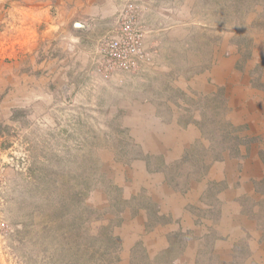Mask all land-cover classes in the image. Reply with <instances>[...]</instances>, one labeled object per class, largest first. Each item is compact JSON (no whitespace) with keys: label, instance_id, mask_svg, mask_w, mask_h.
<instances>
[{"label":"rangeland","instance_id":"obj_1","mask_svg":"<svg viewBox=\"0 0 264 264\" xmlns=\"http://www.w3.org/2000/svg\"><path fill=\"white\" fill-rule=\"evenodd\" d=\"M28 8L58 19L53 50L19 46L47 25L27 28ZM130 37L140 49L125 66L109 42ZM263 46L264 0H0V264H192L189 245L193 264H264L256 236L221 219V185L184 225L164 196L126 193L139 160L186 191L212 150L238 152L229 92ZM46 55L58 57L52 71ZM229 58L236 78L220 84L213 68ZM170 123L201 133L184 156L159 149Z\"/></svg>","mask_w":264,"mask_h":264},{"label":"crops","instance_id":"obj_2","mask_svg":"<svg viewBox=\"0 0 264 264\" xmlns=\"http://www.w3.org/2000/svg\"><path fill=\"white\" fill-rule=\"evenodd\" d=\"M25 24L34 26L37 23L41 25L47 24L45 29H42L36 36L25 31V34L20 36L18 40L20 47H25L26 51L33 52L35 49H40L43 45H47L44 50H53L54 45L59 43V21L54 17L53 13L47 12L46 8L39 10L26 9ZM76 22V21H75ZM74 24V23H73ZM81 31L80 29H78ZM37 37V38H36ZM79 41V37L74 38ZM264 49V46H263ZM255 52L254 63H248L243 72H239L238 83L235 94L229 92V113L228 116L238 126H243L244 143L238 146V152L232 153L224 151L222 156L219 151H211L213 158H210L201 165L196 173L199 174L195 180L189 183L186 191L178 189L167 176L163 169L149 170L148 162L139 160L135 163V167L139 170L135 174V180L138 181L137 188L126 189L128 196L137 193L143 188H148L149 191L155 192L157 197L164 196L166 199L165 205L166 215H171V218L181 225L184 221L193 220L195 224V214L192 212L191 205H199L206 203V192L209 184L221 185V189L215 192L217 201L221 207V219L232 223L229 225L236 227L239 232L252 233L256 238L255 243H260L256 252L264 254V225L260 219L264 217V60L263 50ZM47 56V55H46ZM49 60V61H47ZM41 63L45 65V70H53L58 66V57L47 56ZM47 63V64H44ZM227 65L219 64L213 68L214 76L220 84L227 85L235 74V58H229ZM224 65V66H223ZM259 67V69H257ZM50 72V71H49ZM244 77V79H243ZM248 77L249 79H245ZM247 81V82H244ZM214 85L211 84V87ZM228 98V97H227ZM201 133L195 123H189L184 126L176 123L168 124L164 133L160 134L163 144L159 146L160 150L168 151L174 148L176 155L184 156L189 147L195 145ZM160 141V140H159ZM157 141V143L159 142ZM161 141V142H162ZM207 147V144H206ZM185 153V154H183ZM171 154V153H170ZM173 156L168 160H173ZM142 178L140 179L139 177ZM150 180V182H148ZM154 187V188H153ZM160 188H165L168 192L161 193ZM247 195L254 196L256 200V208H250L251 205H245ZM228 223V222H223ZM191 224V225H194ZM196 229L197 227L196 223ZM251 226H254L251 228ZM227 227V225H226ZM225 227V228H226ZM193 248V249H192ZM196 247L189 245L183 253L184 258L192 259V264L196 259ZM256 255V254H255ZM258 256V255H257Z\"/></svg>","mask_w":264,"mask_h":264},{"label":"built area","instance_id":"obj_3","mask_svg":"<svg viewBox=\"0 0 264 264\" xmlns=\"http://www.w3.org/2000/svg\"><path fill=\"white\" fill-rule=\"evenodd\" d=\"M140 41H136L134 37L128 39H116L109 42V50L112 56H118L125 66H130L133 61V56L136 55L140 49Z\"/></svg>","mask_w":264,"mask_h":264},{"label":"water","instance_id":"obj_4","mask_svg":"<svg viewBox=\"0 0 264 264\" xmlns=\"http://www.w3.org/2000/svg\"><path fill=\"white\" fill-rule=\"evenodd\" d=\"M74 27L76 28H86L87 25L81 21H76L74 22ZM73 86L69 85V84H64L62 86V91L64 95H68V93L72 90Z\"/></svg>","mask_w":264,"mask_h":264},{"label":"trees","instance_id":"obj_5","mask_svg":"<svg viewBox=\"0 0 264 264\" xmlns=\"http://www.w3.org/2000/svg\"><path fill=\"white\" fill-rule=\"evenodd\" d=\"M103 229H105L106 230V227H102ZM103 232V231H102ZM109 233V232H108ZM115 239V238H114ZM112 240V239H111Z\"/></svg>","mask_w":264,"mask_h":264}]
</instances>
